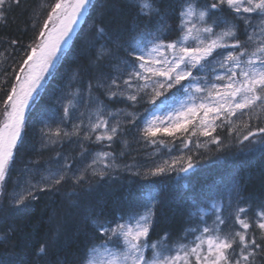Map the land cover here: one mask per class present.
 I'll list each match as a JSON object with an SVG mask.
<instances>
[{
  "label": "rangeland",
  "instance_id": "1",
  "mask_svg": "<svg viewBox=\"0 0 264 264\" xmlns=\"http://www.w3.org/2000/svg\"><path fill=\"white\" fill-rule=\"evenodd\" d=\"M74 1L60 0L43 41ZM139 3L151 9L147 1ZM60 59L61 54L47 60L48 74L32 100ZM31 63L30 58L17 81L10 110L24 91ZM135 64H110L113 73L102 86L106 97H117L113 105L90 98L85 85L75 82L69 97L57 100L27 139L34 140L30 148L36 150L51 149L60 140L83 143L77 155L17 163L11 183L5 177L0 192L10 186L7 199L18 205L67 175L80 180L90 173L104 180L125 171L133 187L124 200L127 210L102 230L106 241L89 252L85 264H258L254 257L264 240V205L247 211L232 196L197 210L181 242L153 241L149 235L153 178L182 180L197 145L216 142L218 128L241 142L256 140L264 131V0H186L178 38L158 39ZM116 140L121 148L113 154L107 147ZM225 183L236 195L237 183L230 177Z\"/></svg>",
  "mask_w": 264,
  "mask_h": 264
},
{
  "label": "trees",
  "instance_id": "2",
  "mask_svg": "<svg viewBox=\"0 0 264 264\" xmlns=\"http://www.w3.org/2000/svg\"><path fill=\"white\" fill-rule=\"evenodd\" d=\"M59 1L0 0V128L8 120L18 78L41 43ZM144 1L151 9L139 0H93L83 25L26 113L23 136L6 173L7 184L17 163L43 164L57 154L77 155L76 147L83 143L60 140L51 149L36 150L30 148L34 140L27 139L32 129L38 130L39 119L53 109L54 103L69 97L75 82L85 85L90 98L113 105L117 97H106L102 86L113 73L110 64L121 60L136 65L139 56L158 39L178 38L186 0ZM215 137L216 142L202 148L197 145L192 168L182 180L164 176L152 179L150 240L170 244L182 241L197 210L208 208L215 200L232 196L234 204L239 206L240 201L247 211L264 205V131L258 141L248 138L241 142L224 128H218ZM107 148L116 154L121 145L116 140ZM127 175L122 171L104 180L90 173L80 180L67 175L60 184L18 205L7 199L11 187L5 188L4 182L0 192V261L85 264L89 252L106 241L102 230L113 227L127 210L129 203L124 205V200L133 190ZM227 177L237 183L233 191L240 200L225 186ZM254 258L264 264V240L259 241Z\"/></svg>",
  "mask_w": 264,
  "mask_h": 264
},
{
  "label": "water",
  "instance_id": "3",
  "mask_svg": "<svg viewBox=\"0 0 264 264\" xmlns=\"http://www.w3.org/2000/svg\"><path fill=\"white\" fill-rule=\"evenodd\" d=\"M91 2L92 0H75L70 12L59 21L51 35L45 36L43 44L35 51L32 64L28 67L30 76L26 87L12 109L9 122L0 130V183L12 152L22 136L24 117L47 60L68 49L84 22Z\"/></svg>",
  "mask_w": 264,
  "mask_h": 264
},
{
  "label": "bare ground",
  "instance_id": "4",
  "mask_svg": "<svg viewBox=\"0 0 264 264\" xmlns=\"http://www.w3.org/2000/svg\"><path fill=\"white\" fill-rule=\"evenodd\" d=\"M48 71V63H47V65L45 66V68H44V72H43V75H42V77H41V79H40V81L39 82H41V80H43L45 77H46V75L48 74V73H46ZM39 82L36 84V86H35V90H36V88L39 86L38 84H39ZM23 86H24V84H22ZM25 87V86H24ZM24 89V88H23Z\"/></svg>",
  "mask_w": 264,
  "mask_h": 264
}]
</instances>
